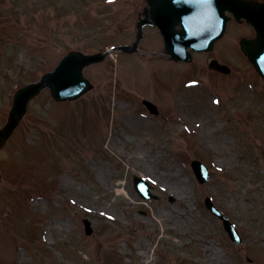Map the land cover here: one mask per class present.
<instances>
[{
  "label": "rangeland",
  "instance_id": "374dc122",
  "mask_svg": "<svg viewBox=\"0 0 264 264\" xmlns=\"http://www.w3.org/2000/svg\"><path fill=\"white\" fill-rule=\"evenodd\" d=\"M129 3L0 0V127L15 87L67 51H104L134 38ZM233 29L191 65L142 53L126 62L114 53L85 70L95 87L78 101L55 104L43 91L29 104L0 150V264H264V83L234 49L241 31ZM147 36L140 49H158ZM211 56L231 61L235 75L208 73L201 64ZM124 64L135 67L125 79ZM191 79L203 87L186 88ZM142 99L160 115L149 116ZM191 159L210 168L209 183H197ZM133 176L145 177L158 200L139 198ZM206 196L243 245L204 209Z\"/></svg>",
  "mask_w": 264,
  "mask_h": 264
},
{
  "label": "water",
  "instance_id": "95a60500",
  "mask_svg": "<svg viewBox=\"0 0 264 264\" xmlns=\"http://www.w3.org/2000/svg\"><path fill=\"white\" fill-rule=\"evenodd\" d=\"M235 2L236 1L234 0H225V4L223 7H219L216 15L213 14L214 12L211 10L214 5L210 4L208 10L203 13L202 21L206 24L209 22V28H211L214 23L216 25L211 31L209 37L197 34L194 31L193 25H186L184 21L181 22L183 28L180 32H175L174 29H170V32H164L165 48L167 52L174 60L187 59V61H189L190 57L185 52L187 47H191L198 51L211 50L215 41L224 35V23L227 21V18L224 16V11L228 9L234 11ZM175 12L177 15H175ZM178 13L179 8L176 6L172 16L176 17L175 20L177 22H179ZM249 22H251L256 28L258 38L255 41H243L241 43L242 51L255 66L258 74L264 77V25L261 24L262 22L258 17H253ZM103 58L104 55L99 53L98 55L93 56H84L78 52L70 54L60 63L59 67L53 73L43 77L38 84L20 90L14 99V105L10 111L8 124L0 131V147L12 134L13 130L25 114L28 101L33 98V96H37L41 89L49 87L52 94L51 96L57 101L74 99L78 97L79 94H82L89 89L88 82L82 76V69L88 64L101 61ZM211 67L217 70L221 69L215 62L211 63ZM192 168L201 183L208 180L207 170L200 165V163L193 162ZM139 187H141V189ZM139 187L138 188L141 192L144 193L146 187L143 185H139ZM206 206L213 215L223 221L224 228L229 233L231 239L235 243H240V239L234 228L228 223V220L222 215V213L211 205L210 200L207 201Z\"/></svg>",
  "mask_w": 264,
  "mask_h": 264
},
{
  "label": "bare ground",
  "instance_id": "6f19581e",
  "mask_svg": "<svg viewBox=\"0 0 264 264\" xmlns=\"http://www.w3.org/2000/svg\"><path fill=\"white\" fill-rule=\"evenodd\" d=\"M61 226V224H57V227H60Z\"/></svg>",
  "mask_w": 264,
  "mask_h": 264
}]
</instances>
